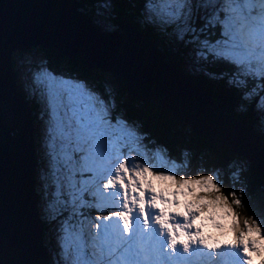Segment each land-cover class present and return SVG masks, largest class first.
Segmentation results:
<instances>
[{
  "label": "snow or ice",
  "instance_id": "obj_1",
  "mask_svg": "<svg viewBox=\"0 0 264 264\" xmlns=\"http://www.w3.org/2000/svg\"><path fill=\"white\" fill-rule=\"evenodd\" d=\"M43 7L21 21L0 5V264H254L257 256L264 264V0H52ZM24 28L78 47L103 75L37 67L34 54L11 43ZM13 73L23 99L46 117L38 216L54 246L44 262L26 230L5 235L6 208L21 211L10 163ZM191 80L220 85L234 122L220 125ZM125 83L217 128L234 149L227 162H210L213 153L199 143L174 154L120 102ZM244 120L258 140L245 137ZM193 165L203 174H181ZM205 221L218 236L206 234Z\"/></svg>",
  "mask_w": 264,
  "mask_h": 264
},
{
  "label": "water",
  "instance_id": "obj_2",
  "mask_svg": "<svg viewBox=\"0 0 264 264\" xmlns=\"http://www.w3.org/2000/svg\"><path fill=\"white\" fill-rule=\"evenodd\" d=\"M51 2L52 0H0V5H11L6 14L10 13L13 18L27 21L48 11L43 5ZM147 39L151 40L149 37ZM11 43L19 52L35 54L58 72L78 73L89 79H98L103 75L104 70L101 65L78 47L70 46L52 34L24 28L12 36ZM160 54L164 59H168L165 53ZM10 87L17 110L16 148L12 152L10 163L16 173L21 211L18 213L16 210L6 208L5 235L6 238H11L13 230L18 227L26 230L39 248V255L36 258L44 262L48 260V250L45 241V224L40 222L38 216L34 114L31 105L20 93L14 73L10 76ZM189 87L215 111L220 125L234 122L235 118L227 116L225 110L215 104L207 89L192 80L189 81ZM119 99L131 112L144 117L148 121L150 130L158 137L169 136L181 149L189 143L207 145L213 153L210 162L224 164L234 150L232 145L219 137L217 128L193 119L167 100L141 90L135 85L122 84ZM154 114L157 116L155 117ZM240 126L247 139L258 140V135L254 133L248 122H240ZM195 168L194 165L193 169Z\"/></svg>",
  "mask_w": 264,
  "mask_h": 264
},
{
  "label": "trees",
  "instance_id": "obj_3",
  "mask_svg": "<svg viewBox=\"0 0 264 264\" xmlns=\"http://www.w3.org/2000/svg\"><path fill=\"white\" fill-rule=\"evenodd\" d=\"M175 66H178L175 62H172ZM208 85L212 86L215 90L212 91V95H213V99L215 101V104L218 105L219 107H223L224 109L227 110L228 113H230L231 115H235V108L234 105L232 104L228 94L223 90V88L220 85H216V84H212V83H208L206 82ZM39 110V107H38ZM155 117L157 116L156 114H154ZM256 129V128H255ZM36 135L39 138V133H40V125L37 124L36 126ZM159 138L168 143L169 146L173 149V153L176 155H179L181 147L179 146V144L177 142H174L171 140V138L169 136H164L162 138V135L159 136ZM37 148V164H38V173H37V191H38V183L40 180V177L43 175V168L45 165V161L43 159L42 156V152H41V143H39V145L37 144L36 146ZM188 170L187 169H182L181 171L184 173H186ZM41 171V172H40ZM181 172V173H182ZM189 173H191L192 175H198L199 172L196 171L195 169H190ZM225 191H227V189H225ZM38 206H39V195H38ZM46 229H47V246L49 249H51L54 246V240H53V235H52V230L49 228V226L46 225Z\"/></svg>",
  "mask_w": 264,
  "mask_h": 264
},
{
  "label": "bare ground",
  "instance_id": "obj_4",
  "mask_svg": "<svg viewBox=\"0 0 264 264\" xmlns=\"http://www.w3.org/2000/svg\"><path fill=\"white\" fill-rule=\"evenodd\" d=\"M199 223V222H198ZM205 232H206V234L208 235V236H218L219 235V233L217 232V231H215L213 228H211V227H208V226H206L205 227ZM260 258L261 257H259V256H257L256 257V259H255V261H254V264H260ZM194 259H196L195 257H194Z\"/></svg>",
  "mask_w": 264,
  "mask_h": 264
},
{
  "label": "rangeland",
  "instance_id": "obj_5",
  "mask_svg": "<svg viewBox=\"0 0 264 264\" xmlns=\"http://www.w3.org/2000/svg\"><path fill=\"white\" fill-rule=\"evenodd\" d=\"M32 54H33V53H32ZM34 55H35V54H34ZM35 56H36V55H35ZM36 57H37V61H36L37 67H38L40 64H44V62L42 61V59H40V57H38V56H36ZM42 134H43V132H42ZM193 167H194V165H193ZM193 167L188 168V170H187L186 173H189L190 169H193ZM181 172H182V171H181ZM186 173H184V174H186ZM181 174H183V172H182ZM199 174H203V173H199ZM204 223H205L206 226L213 228V227L211 226V222H209V221H205ZM213 229L219 233V230H217V229H215V228H213ZM53 240H54V238H53ZM260 259H261V258H260ZM193 261L195 262V259H194V258H193Z\"/></svg>",
  "mask_w": 264,
  "mask_h": 264
}]
</instances>
